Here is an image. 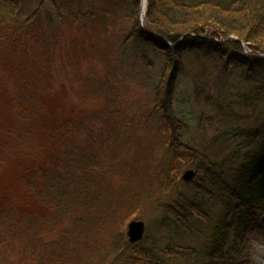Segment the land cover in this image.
Wrapping results in <instances>:
<instances>
[{
	"label": "trees",
	"instance_id": "1",
	"mask_svg": "<svg viewBox=\"0 0 264 264\" xmlns=\"http://www.w3.org/2000/svg\"><path fill=\"white\" fill-rule=\"evenodd\" d=\"M102 1L113 9L103 8L100 13L95 8L82 9L76 0H0V28L6 26L19 45L27 32L36 33L38 39L30 46L40 58L36 68L26 73L24 85L39 90L44 74L51 75L52 87L56 79L68 77L71 63L67 57L79 58L82 51L78 41L70 46L67 41L88 33L91 23L100 22L106 34L114 36L124 31L117 23L124 20L123 47L132 45L142 60H148V68L159 60L147 120L155 116L161 122L169 152L176 149L187 155L184 159L172 154V167L159 186L161 192L172 194L156 202L160 211L156 229L168 234L167 244L159 248L157 243L147 242L146 229L141 241L132 244L126 240L125 224L137 217L149 199L141 189L145 182L136 184L139 167L131 166L129 179L123 175L130 168L114 165L110 172L113 163H118L112 158L115 147L123 140L114 132L104 134L106 121L116 116L108 104L104 114L90 108L81 118L68 122L62 134L67 142L46 168L23 180L27 194L47 207L46 218L30 213L20 217L17 199L2 196L0 264H87L82 255L91 248L87 239L101 229L112 234L109 247L114 264H168L187 259L195 264H250V237L264 232V58L260 55L264 54V0H147L143 21L140 0ZM241 42L247 45L248 54ZM189 57L208 60L201 67L214 75L216 86L212 87L219 88L217 92L222 91L224 81L236 76L250 88L243 105L262 109L251 118L250 126L221 135L223 153L202 151L195 139L187 141L189 144L182 141L190 133L193 117L177 111L176 88ZM24 87L9 86V95L17 113L16 125L31 128L40 120L36 114L41 107L36 97L28 96L31 89ZM189 95L224 115L218 97L208 94L202 82L195 83ZM80 101H85L84 96ZM231 117L225 115L226 120ZM204 119L202 113L194 126L199 135ZM0 131L14 136V143L0 149L7 156L13 152L42 157L43 150L30 133L2 127ZM231 133L230 141L225 135ZM110 149L112 155L107 158L104 154ZM184 166L194 171L190 181L179 177ZM147 180L150 185L155 182ZM207 202L219 207L214 218ZM207 222L210 226L205 233L199 225ZM160 237L163 241L164 236ZM189 239L200 240L198 248L186 243Z\"/></svg>",
	"mask_w": 264,
	"mask_h": 264
},
{
	"label": "rangeland",
	"instance_id": "2",
	"mask_svg": "<svg viewBox=\"0 0 264 264\" xmlns=\"http://www.w3.org/2000/svg\"><path fill=\"white\" fill-rule=\"evenodd\" d=\"M76 2H81L82 9L95 8L99 13L106 8L113 9V7L105 6L102 0H76ZM117 23L125 28L123 32H120L122 35L115 33L114 36H108L100 22H96L88 26L90 30L88 33H81L68 39L69 46L72 41H78L77 43L81 44L79 52L81 50L82 54L76 59L67 57L66 61L71 63V67L66 70L68 77L63 81L56 79L54 87L51 85V75L44 74V82L41 84L42 89L40 90L35 86L24 85L26 73L28 74L36 68V62L40 58V54H37L35 48L30 46L31 41L38 39L35 37L36 33L27 32L25 40L20 41L24 47L17 43L18 40L15 37L11 36L6 26L0 28V127L9 132L14 130L15 133H30L43 150L41 158L35 154L26 157L13 152L11 156H7L5 152L0 151V200L3 195L5 197L7 195V199H17L18 216L20 217L24 213H30L40 218H46L49 214L47 207L40 206L35 199L30 197V194H27L22 183L23 180L31 177L34 172L40 173V170L46 168V164L51 162L50 160L59 152V147L67 142L66 139H63L62 134L68 122L81 118L90 108L93 113L99 111L104 114L107 105L111 104L116 116L113 117L114 120L106 121L108 126H105L104 134L114 132L123 141L115 147L112 158L118 163H113L110 172L113 171L114 165L124 169L130 168V172L123 175L129 179L132 177L131 166L139 167L141 174L136 176V184L145 182L141 189L148 197L149 203H143L140 212L136 214L137 217L133 219L144 221L148 236L147 242L157 243L159 248H163L167 244L164 239L168 234L159 233L156 229V222L160 216L156 202H163L172 194L161 192L160 182L172 167L170 164L172 154L183 156L184 159H187V155L182 150L173 149L169 152L164 144L166 136L161 132V122L155 116L147 120L153 107L151 86L157 79L159 60L148 68V60H142L141 54L133 49L132 45L127 44L123 47L122 36L127 29V24L121 19ZM4 46L5 48H3ZM92 46L94 48L91 49ZM63 48L65 51L66 45ZM206 61L208 60L205 58L189 57L185 63V72L179 78L176 99L180 102L176 103L177 111L191 114V118L193 117L190 123V133L182 141L187 144V141L195 139L200 150L210 154L216 151L223 153L221 135L227 130L250 126L251 118L262 109L261 107L253 109L251 106L243 105L242 101L245 97L250 96V88H247L246 84H243L236 76L224 81L221 87L222 91L218 90L217 92L219 88L212 87L216 84L214 75L201 67V64H206ZM201 82L208 94L218 97L217 100L222 106L224 115L219 114L214 106L204 104L203 100L202 103H197L191 95L189 98L188 93L191 88L195 83ZM9 86L17 89H25L24 86H26L28 90L31 89L28 96L36 97L41 107V113L36 114L40 115L37 125L34 124L31 128H21L16 125L17 113L14 111V104L9 95ZM83 96L85 101H80ZM202 113L205 114L204 130L203 134L199 135L194 126L197 124V117ZM225 115L232 117L226 120ZM130 136L132 138L128 139ZM225 136H229L228 139L232 140V133ZM128 140H131L129 144L126 143ZM14 142V136L11 133L5 136L0 131V149L3 145H10ZM111 152V149L107 150V154L104 156L108 158V155H112ZM105 163H107V169L108 159L105 160ZM186 170L189 168L184 166L179 174L180 178ZM148 177L155 180L152 185L148 184ZM114 179L118 182L121 181V177L118 180L115 176ZM207 207L210 208V215L214 218L219 207L209 202H207ZM127 224L124 226L126 240ZM209 226L210 223L207 222L199 225V228L207 233ZM59 230L60 228H57L54 231L55 234ZM110 233L101 229L90 235L87 242L91 243V248L82 253L84 262L87 264H114V256L110 255L109 240L112 235ZM161 235L164 236L163 241H159ZM189 240L191 242L186 241V243L188 242L194 247L198 248L200 245V240ZM178 241L183 243L184 239L178 238ZM249 248L250 264H264V232L250 237ZM167 263L195 264L190 259L167 261Z\"/></svg>",
	"mask_w": 264,
	"mask_h": 264
},
{
	"label": "water",
	"instance_id": "3",
	"mask_svg": "<svg viewBox=\"0 0 264 264\" xmlns=\"http://www.w3.org/2000/svg\"><path fill=\"white\" fill-rule=\"evenodd\" d=\"M141 4L143 6V9L145 8L146 0H140ZM242 46H245V44L242 42ZM264 58V54H260ZM194 178V171L193 170H186L182 174V180L183 181H190ZM145 223L144 221H139L132 219L127 224L126 233L129 243H136L142 240L144 234H145Z\"/></svg>",
	"mask_w": 264,
	"mask_h": 264
}]
</instances>
